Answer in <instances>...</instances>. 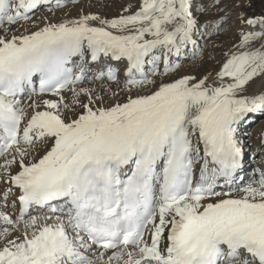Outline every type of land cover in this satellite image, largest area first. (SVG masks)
<instances>
[{"label": "snow or ice", "instance_id": "1", "mask_svg": "<svg viewBox=\"0 0 264 264\" xmlns=\"http://www.w3.org/2000/svg\"><path fill=\"white\" fill-rule=\"evenodd\" d=\"M43 2L0 0V264H264V171L244 182L241 137L264 113V82L248 92L264 78V16L239 14L248 30L214 77L157 84L225 17L140 0L9 35ZM109 61H126L123 102L84 86L120 85Z\"/></svg>", "mask_w": 264, "mask_h": 264}, {"label": "bare ground", "instance_id": "2", "mask_svg": "<svg viewBox=\"0 0 264 264\" xmlns=\"http://www.w3.org/2000/svg\"><path fill=\"white\" fill-rule=\"evenodd\" d=\"M90 1L91 0H64V3H63L64 6L62 8L54 10V11H50V12H48V14H45L42 11H38V12L36 11L35 15L32 17V20L30 22H26L25 24H22L23 26H21V23H20L19 27L17 25L14 26L12 33H14L16 35L27 34V32L36 30L37 27H42L45 22L58 23V22H62L64 20L77 18L81 13L97 15L96 14L97 8L95 7V5L90 6L89 5ZM194 1L195 0H192V8L197 10V12H194V15L198 19V17L200 16V15H198V13H201V11H199L200 8L197 7L199 4H196ZM110 2H111V4H107V5H109V9H107V11L102 9V11H105L104 13L101 14V15L104 14L103 16H101L102 18L112 19V18H114L115 13H121L124 8H129V13L134 12L138 9L140 0H122V1L111 0ZM246 3H249V0H240L239 1V5L246 4ZM99 4H97V5H99ZM202 4H203V2H202ZM40 6H43V5L41 4ZM129 6H131V7H129ZM208 6L209 7H207V9H208L207 11L212 12V9L214 7H211L210 5H208ZM204 7H205V5H204ZM209 12H207V13H209ZM129 13H127V14H129ZM206 18L208 19L207 16H206ZM209 19H212L214 21L216 19V17L210 16ZM33 21H35V24H33ZM256 30H259L258 26H257ZM10 34L11 33H9V35ZM200 40H199V43L201 42ZM253 47H259V42L258 41L254 42ZM183 56L184 57L186 56L189 59L191 56H193V52L191 53L189 51L188 53H185V54L183 53ZM171 59H172L171 61L179 64L180 66L175 71L171 72V74L167 75L166 77H163V78L159 77V76L154 77L153 79L156 80L157 84H159L161 82V80H163L164 82H171L174 79L180 78L182 75H192V76H195L197 78H202L203 76L211 74L214 77L215 73L219 71L220 67L222 66V64L225 61L224 60V61L219 63L217 60H215L219 63V64H217L218 66H215L216 62H214V61H207L206 62L204 60V62L200 63L201 65H199V67H196L195 64L192 62L187 64V66H181L184 64L185 60L184 59L182 60V58L180 56L177 57V56L173 55V56H171ZM109 63H111L113 66L120 64V62L117 63V62H113V61H109ZM93 69H95V66H93ZM120 81H121L120 86H119L120 88H116V87L112 88L111 91H109V93H107V96H106L107 101L115 102V100H119L120 102H123L126 99L125 93L123 91H121V89H123V80H120ZM262 82H264V78L254 79L250 83V85L248 86L249 94L259 91L260 85ZM106 85L107 84L105 82L96 83V84H94V83H85L84 84L85 87H92V88H96L97 90H99L100 88H108ZM114 85L115 84L111 85L110 87H114ZM137 91H136V89H133L134 94ZM149 91H150V89L145 88L140 92H141V94H147ZM111 92L119 93L118 96L115 98V100L113 99ZM258 117H262L263 119H261L259 121V124L253 130L254 132L250 136V138L247 140H244L245 141V152H246V147L251 145L252 141L254 140L253 146H252L254 149L252 156L254 157L255 155H259L258 158H255L254 160L251 159V161H250L251 163L248 164L249 162H247V154H246V160H245V171L246 172L244 171L243 177L245 179L247 172H249V175H251V177L250 176L247 177L246 180H250L252 178L254 171L256 172L257 175L259 174L260 171H264V145L261 143L262 134H264V113H253L252 115H249L248 122L245 124H248L249 122L253 121L254 119H256ZM242 129H243V125L241 126V130ZM242 133H241V137L244 139V135ZM43 151H44V146L41 147V150L37 154V156L42 155ZM2 163H3V160L0 161V164H2ZM16 170H18V168H17V166L14 165L12 168V171L15 172ZM236 194L237 193H232L233 196H235ZM9 211H12V210L9 209ZM34 214L42 215V213H40V212L34 213Z\"/></svg>", "mask_w": 264, "mask_h": 264}, {"label": "rangeland", "instance_id": "3", "mask_svg": "<svg viewBox=\"0 0 264 264\" xmlns=\"http://www.w3.org/2000/svg\"><path fill=\"white\" fill-rule=\"evenodd\" d=\"M91 1H90L89 5L90 6L95 5V7L97 8L96 14L100 15V16H103L104 14L103 15H101V14L104 13L105 11H107V9H109V5H107V4H111V2H110L111 0H91ZM117 1H122V0H117ZM239 1L240 0H219V3L216 4V6H211V7H214L213 8L214 10L212 9V12L207 11L208 10L207 7H209L208 5H212L213 0H195L194 1L196 4H199L197 6L198 8H202V7L206 8L207 9L206 11L209 12V13H207L206 11H204V12L198 13V15H200L198 17V20L200 19L199 20L200 24L204 25V23L206 24V22H208V21H213L212 19H209L210 16H215L216 17L215 20H219L221 17H225V19L221 22L222 23V30L218 31L210 39L209 38L201 39L200 40L201 42L199 43L201 50L199 51V53L196 54L195 57L191 56L189 59H188V57L185 56L187 58V60H185L184 64L181 66H187V64L192 62L195 64L196 67H199V65H201L200 63L204 62V60L206 62L207 61H214V62H216L215 66H218L217 64H219L220 62L227 59L226 54H228L230 52H236L237 51V49L235 47H233L232 45L239 43V38H240L239 33H240V30L242 28L245 30H248L246 28V26L241 25L239 23V20H238L239 14L244 13V15L246 17L264 16V0H249V3L242 4L239 7H237L236 5L239 4ZM202 2H203V4H202ZM97 4H99V5H97ZM204 5H205V7H204ZM60 8L56 7V8H50L49 10L48 9L34 10L31 13L29 21H27V22H30L32 20V17L35 15L36 11L37 12L42 11L45 14H48V12L54 11V10H57ZM102 9L105 11H102ZM218 9H222V11H220ZM192 11H193V13L197 12V10H195L194 8H192ZM121 14H122V12L121 13H115L114 17H117ZM123 14H127V13H123ZM206 16L208 17V19L206 18ZM25 23L26 22H21V25L25 24ZM17 26L19 27V25H17ZM11 34H13V33H11ZM215 60H217L219 63ZM85 83H91V82L88 81ZM99 83H101V82H99ZM119 86L120 85H117L115 83L114 87H111V89L115 88V87L120 88ZM142 90H140V91H142ZM136 91H137V89H136ZM249 115H252V114H249ZM261 119H263V118L258 117L256 119H254L253 121L249 122L248 124H243L244 126H243V129L241 130V133L243 132L242 134L244 135V140H247L250 138V136L254 132L253 130L257 127V125L259 124V121ZM245 133H247V135H245ZM253 141H252L251 145L246 147L247 162H249L248 164L251 163L250 162L251 159L254 160L255 158L259 157V155H255L254 157L252 156L253 150H254L252 147ZM249 176L251 177V175H249V172H247V175L245 176V179H244L245 183H247L249 181V180H246V178ZM42 215L49 216L50 214H48L47 212H44V213H42Z\"/></svg>", "mask_w": 264, "mask_h": 264}]
</instances>
